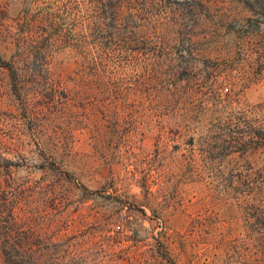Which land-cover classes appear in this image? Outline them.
<instances>
[{"label":"rangeland","instance_id":"1","mask_svg":"<svg viewBox=\"0 0 264 264\" xmlns=\"http://www.w3.org/2000/svg\"><path fill=\"white\" fill-rule=\"evenodd\" d=\"M122 1L100 49L80 31L97 0H0L11 62L30 27L78 22L46 61L0 67V211L47 259L63 245L56 259L89 264H264V147L215 150L264 128V0ZM81 232L119 243L88 254Z\"/></svg>","mask_w":264,"mask_h":264},{"label":"trees","instance_id":"2","mask_svg":"<svg viewBox=\"0 0 264 264\" xmlns=\"http://www.w3.org/2000/svg\"><path fill=\"white\" fill-rule=\"evenodd\" d=\"M97 1H98L97 2L98 20L94 23L90 21L91 23L89 24L85 22L81 23L80 31L81 28L86 29L87 27L93 26L94 29L92 28V30L95 36V39H93L94 47H100L101 49L103 48L101 46H103L104 40L109 39L108 37L110 36L108 25L105 22L107 16L110 15V13L112 12L114 13V16H116V18L123 17L124 16L123 8L125 4L122 0H97ZM133 1L134 0H132V2ZM100 4L102 5V8L100 7ZM138 14L139 12L137 9L134 10V12L129 13V16L137 18ZM77 23H74L71 26L70 24H66V23L45 22L43 24L36 25L33 28L30 27V29L28 30L29 36L26 34L25 35L26 38L23 40L21 44H18L19 43L18 41V43L15 42L14 45L15 46L14 58H16V56L18 57L24 56L26 58L20 59L18 61L14 59V62L13 61L11 62L8 60H4L0 53V67L1 66L7 67L8 69L14 71L15 69H18L17 65L21 60L25 61L28 60L29 58H33V60L42 59L43 61H46L47 58L50 56V51L53 48H57L58 44L60 45V42L65 41L67 39V33L70 32V29L71 30L76 29ZM134 33H136L135 30ZM89 44L92 45L91 42H89ZM141 48L143 50L151 49L149 46L144 45V43ZM166 48H169V45H167ZM90 60L92 59L90 58ZM176 88H177L176 90H178L177 86ZM210 100L212 101L211 102L212 107L213 108L215 107L217 109L216 111L217 115L221 117L223 114H221L222 111L219 109L218 106L220 104L219 100H216V98L214 97L210 98ZM227 108L228 106H226V109ZM207 111H210V109ZM232 118L233 115H230L227 118L226 120V122L228 121L227 124H231V122L233 123ZM227 130L230 132L229 134L228 131L222 130L223 131L222 138L223 135L230 136V134L233 135L236 133L235 128L233 127L228 128ZM242 134H245L242 135L243 137L249 134L250 136L249 140H245L244 142H241L240 139L236 140L235 138L232 137L233 140L232 144L226 146L225 142L216 143L215 150L217 148H220L227 152L228 151L231 152L233 150V153H236L238 148L242 149V145L243 146L250 145L254 150H258L264 147V128H256V129L251 128L248 129V132L246 130V132H243ZM262 178L263 176L259 175L257 178L254 179V181L248 182L251 185L250 187H252L250 190L251 192L248 193L250 196L253 195L255 196V194H257L256 189L260 190L259 188H261V184H263L260 181L262 180ZM254 188L255 190H253ZM1 207L2 206H0V209ZM9 213L10 215L7 216L8 217L7 219L6 216L3 215V212L0 211V222L4 224H6L7 222L14 223L15 226H18L21 232L17 233L16 236L13 237L10 236L11 229L9 228H6L7 230L3 234H1L0 232L1 236H3L5 241L4 244L0 245V256L2 257L3 264H89L87 261L81 259H80L81 261L79 259L78 260L72 259L70 261H68L67 259L65 261L61 260V258L56 259L55 256L61 254L60 249L58 248H61L63 245L56 246L57 249L55 250L54 257L52 259L51 258L47 259V256L49 255L51 256V252L49 251L48 248H45L42 245V237L40 235H36L34 237V234L32 232H29L27 227H22L19 222L18 214L16 213V211L14 213L13 210ZM5 226L6 225H4L3 229L5 228ZM257 233L261 237L258 240V244H259L258 248L262 249L264 253V213L261 215V224ZM80 237H82L84 241L82 242V244H78V245H80L81 247L88 244L90 245L89 250L86 251V253L88 254L90 251L94 252L95 249L101 250L102 249L101 246L103 245L101 243L112 244L113 246L119 243V239L117 237H111L108 239L104 238V240L99 239L98 241L91 242L87 238V232H81L80 234H76L75 239L77 240ZM92 237L94 238V234H92ZM32 238H35L37 240L36 243L29 242L31 241ZM11 239H13L15 242H10Z\"/></svg>","mask_w":264,"mask_h":264}]
</instances>
